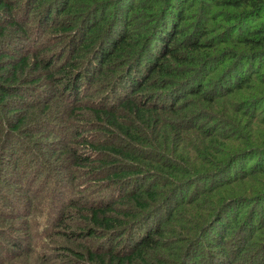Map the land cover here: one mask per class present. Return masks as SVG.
<instances>
[{"label":"trees","instance_id":"16d2710c","mask_svg":"<svg viewBox=\"0 0 264 264\" xmlns=\"http://www.w3.org/2000/svg\"><path fill=\"white\" fill-rule=\"evenodd\" d=\"M0 264H264V0H0Z\"/></svg>","mask_w":264,"mask_h":264}]
</instances>
